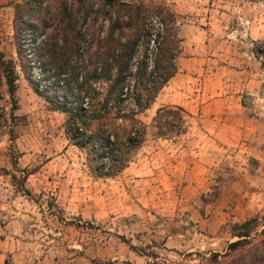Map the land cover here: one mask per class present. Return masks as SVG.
<instances>
[{
	"label": "rangeland",
	"instance_id": "rangeland-1",
	"mask_svg": "<svg viewBox=\"0 0 264 264\" xmlns=\"http://www.w3.org/2000/svg\"><path fill=\"white\" fill-rule=\"evenodd\" d=\"M155 1L173 10L180 24L176 69L139 113L145 134L128 164L113 175L97 176L85 151L65 137V112L33 89L52 94L56 75L44 61L40 39L56 32L61 1L42 0L33 30L26 14L19 26L14 24V6L23 0H0V50L12 58L16 72L15 107L0 78V264H225L230 253H222L236 238L233 222L256 217L251 234L264 226V213L241 214L234 194L217 199L238 170L228 162L240 156L225 157L186 109L179 122L183 130L172 127L170 114L167 123L154 118L157 107L191 101L211 71L224 70L221 65L248 69L259 59L244 53L250 46L245 42L191 41L197 33L193 23L207 26L211 15L219 16L209 1L195 13ZM152 21L158 24L154 16ZM213 32L219 37L221 30ZM88 36L82 32L73 43L76 64ZM226 46L229 58L219 53ZM253 48L261 52L264 41ZM63 83L60 73L58 94ZM193 162L205 167L204 187H195L196 180L185 186V170ZM158 166H182L183 171L177 170L175 182H161Z\"/></svg>",
	"mask_w": 264,
	"mask_h": 264
},
{
	"label": "trees",
	"instance_id": "trees-1",
	"mask_svg": "<svg viewBox=\"0 0 264 264\" xmlns=\"http://www.w3.org/2000/svg\"><path fill=\"white\" fill-rule=\"evenodd\" d=\"M60 1L56 32L40 39L41 48H45L44 61L56 75L52 94L38 91L35 86L33 89L65 112V137L85 151L92 171L97 176H110L128 164L143 141L145 124L139 113L175 72L182 40L180 24L173 10L155 0ZM41 2L16 3L14 24L19 26L21 16L26 14L30 16L27 24L34 30L38 22L35 10ZM83 25L82 32L89 38L76 64L73 43ZM14 27L18 33V27ZM19 55L22 57V53ZM60 73L64 74L62 94L55 91ZM1 77L11 107H15L14 61L0 50ZM183 113L179 105L160 106L154 118H163L162 122L167 123L164 118L170 114L172 127L176 124L183 130L179 124L184 120ZM255 224L253 216L232 223L236 238L227 242L222 253H230L225 264H264V226L251 234Z\"/></svg>",
	"mask_w": 264,
	"mask_h": 264
},
{
	"label": "crops",
	"instance_id": "crops-1",
	"mask_svg": "<svg viewBox=\"0 0 264 264\" xmlns=\"http://www.w3.org/2000/svg\"><path fill=\"white\" fill-rule=\"evenodd\" d=\"M204 1H209V9L218 12L206 20L207 26L194 24L196 34L192 42H220L228 46L232 42L247 43L248 57L259 59L258 66L243 69L229 64L221 65V72L211 71L208 81L193 93L191 101L182 105L188 115H194L203 134L219 149L226 152L225 157L240 156L239 161L230 162L237 166L234 179L226 181L218 192L217 199L224 200L234 194L240 213L256 211L264 213V51L253 48L258 41H264V0H168L175 10L180 8L198 12ZM218 5V7H214ZM196 19V17H195ZM221 30L219 37L213 28ZM255 50V51H254ZM227 46L219 53L227 54ZM234 53V52H232ZM228 160V159H227ZM193 162L187 166L185 178L188 186L191 180L195 187L206 184L202 173L204 166ZM160 181L173 183L178 179L177 170L182 166H158ZM183 169L181 170L182 173Z\"/></svg>",
	"mask_w": 264,
	"mask_h": 264
}]
</instances>
